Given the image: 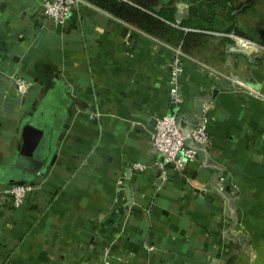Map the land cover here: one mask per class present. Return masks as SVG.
Returning <instances> with one entry per match:
<instances>
[{
  "label": "crops",
  "instance_id": "1",
  "mask_svg": "<svg viewBox=\"0 0 264 264\" xmlns=\"http://www.w3.org/2000/svg\"><path fill=\"white\" fill-rule=\"evenodd\" d=\"M45 1L0 0V185H40L0 198V264H264V48L204 30L173 105L165 37L90 0L60 23ZM201 1L159 3L182 20ZM236 23L264 46V0ZM173 111L184 130L206 111L211 141L163 178L151 134Z\"/></svg>",
  "mask_w": 264,
  "mask_h": 264
},
{
  "label": "built area",
  "instance_id": "2",
  "mask_svg": "<svg viewBox=\"0 0 264 264\" xmlns=\"http://www.w3.org/2000/svg\"><path fill=\"white\" fill-rule=\"evenodd\" d=\"M82 0H47L44 3V12L60 23H64L74 6H78ZM236 39L241 49L250 47L251 52L264 48L258 42L237 35L228 33ZM174 59L170 65V101L173 105L182 102L183 97L180 91V75L183 70V58L187 54L179 46H173ZM18 90L23 93L29 87L30 82L23 77H15ZM209 117L206 111L200 121L189 130H184L179 122L177 112L173 111L156 118V124L151 134V142L163 159L158 162L161 177L166 178L167 171L171 169L182 170L189 160L196 159L199 149L206 148L211 141V134L208 130ZM136 166L143 168L144 165L136 163ZM40 185L37 182L13 183L0 185V198L7 199L15 207L20 206L26 195Z\"/></svg>",
  "mask_w": 264,
  "mask_h": 264
},
{
  "label": "trees",
  "instance_id": "3",
  "mask_svg": "<svg viewBox=\"0 0 264 264\" xmlns=\"http://www.w3.org/2000/svg\"><path fill=\"white\" fill-rule=\"evenodd\" d=\"M90 1L152 34L165 37L173 46L190 54L204 30L242 34L236 16L252 8L258 0H202L190 5L188 15L182 20L176 18L174 7L160 5L159 0Z\"/></svg>",
  "mask_w": 264,
  "mask_h": 264
},
{
  "label": "water",
  "instance_id": "4",
  "mask_svg": "<svg viewBox=\"0 0 264 264\" xmlns=\"http://www.w3.org/2000/svg\"><path fill=\"white\" fill-rule=\"evenodd\" d=\"M42 133L43 130H41L40 128H36L30 125L26 126L24 130L25 142L27 143V141L30 139L29 142L27 143L29 147H32L31 146L32 144H38L41 140ZM23 182L25 181L21 180V181H16L15 183H23Z\"/></svg>",
  "mask_w": 264,
  "mask_h": 264
},
{
  "label": "bare ground",
  "instance_id": "5",
  "mask_svg": "<svg viewBox=\"0 0 264 264\" xmlns=\"http://www.w3.org/2000/svg\"><path fill=\"white\" fill-rule=\"evenodd\" d=\"M247 49L250 50V47H248Z\"/></svg>",
  "mask_w": 264,
  "mask_h": 264
}]
</instances>
